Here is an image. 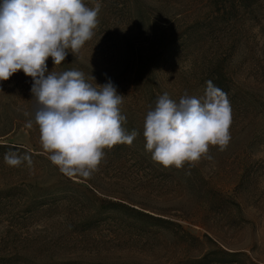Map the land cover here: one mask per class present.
<instances>
[{
  "label": "rangeland",
  "instance_id": "rangeland-1",
  "mask_svg": "<svg viewBox=\"0 0 264 264\" xmlns=\"http://www.w3.org/2000/svg\"><path fill=\"white\" fill-rule=\"evenodd\" d=\"M83 0L101 5L92 38L48 72L109 79L124 96L131 145L104 149L88 178L66 176L42 149L33 80L0 81V264H264V0ZM3 0H0V4ZM228 10V11H227ZM227 94L231 140L213 161L165 168L143 124L159 95ZM29 113L25 116V113ZM28 153L11 167L4 154ZM225 252H231L233 256ZM208 256L203 259L204 256Z\"/></svg>",
  "mask_w": 264,
  "mask_h": 264
},
{
  "label": "clouds",
  "instance_id": "clouds-1",
  "mask_svg": "<svg viewBox=\"0 0 264 264\" xmlns=\"http://www.w3.org/2000/svg\"><path fill=\"white\" fill-rule=\"evenodd\" d=\"M101 5L87 7L83 0H3L0 4V81L23 71L32 78L34 120L48 159L69 177L88 178L98 169L104 149L131 145L138 132L128 133L121 114L124 96L111 81L94 86L80 70L48 72L46 61L60 65L69 51L74 55L94 34ZM28 116L29 113H25ZM231 106L227 94L211 80L203 95L185 93L179 101L167 92L159 95L143 124L145 148L165 168L194 167L201 159L213 161L210 146L223 152L230 140ZM4 162L18 167L31 155L4 154Z\"/></svg>",
  "mask_w": 264,
  "mask_h": 264
},
{
  "label": "trees",
  "instance_id": "trees-1",
  "mask_svg": "<svg viewBox=\"0 0 264 264\" xmlns=\"http://www.w3.org/2000/svg\"><path fill=\"white\" fill-rule=\"evenodd\" d=\"M217 1V0H214ZM229 4L225 7V10L228 9L230 12H246L249 14H253L260 8L259 0H228ZM227 10V11H228ZM233 256L231 252H225ZM208 256H204L203 259H206Z\"/></svg>",
  "mask_w": 264,
  "mask_h": 264
}]
</instances>
